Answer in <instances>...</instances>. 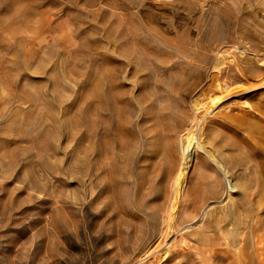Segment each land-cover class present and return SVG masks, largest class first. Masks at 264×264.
I'll list each match as a JSON object with an SVG mask.
<instances>
[{
    "label": "rangeland",
    "instance_id": "374dc122",
    "mask_svg": "<svg viewBox=\"0 0 264 264\" xmlns=\"http://www.w3.org/2000/svg\"><path fill=\"white\" fill-rule=\"evenodd\" d=\"M258 102L264 0H0V264H264Z\"/></svg>",
    "mask_w": 264,
    "mask_h": 264
},
{
    "label": "bare ground",
    "instance_id": "6f19581e",
    "mask_svg": "<svg viewBox=\"0 0 264 264\" xmlns=\"http://www.w3.org/2000/svg\"><path fill=\"white\" fill-rule=\"evenodd\" d=\"M236 47V46H235ZM261 59V58H260ZM222 61V59H221ZM261 61V60H260ZM223 62V61H222ZM204 64V63H203ZM221 64V63H219ZM218 64V65H219ZM198 65V64H197ZM194 66V64H193ZM235 66L236 70H238L239 74L238 76L241 77V79L244 77L242 73V70L240 67H237V64L233 65ZM239 77V78H240ZM211 78V77H210ZM245 79V78H244ZM243 79V80H244ZM217 80V79H216ZM246 80V79H245ZM190 81V80H189ZM192 81V80H191ZM242 81V80H241ZM248 81V80H247ZM188 83V82H187ZM211 83V82H210ZM193 86V85H192ZM191 86V87H192ZM195 86V85H194ZM197 86V85H196ZM214 86V84H213ZM215 86L218 88V90H222L221 92L223 93L224 90H225V87H223L222 85L220 86L219 83L216 82ZM214 86V87H215ZM198 87V86H197ZM215 87V88H216ZM211 89V88H210ZM242 90V89H241ZM214 91V90H213ZM230 91V90H229ZM203 92V91H202ZM206 92V91H205ZM211 92V91H210ZM189 93V92H188ZM225 93H227L225 91ZM223 95V94H221ZM191 96V95H190ZM206 96V95H204ZM208 96V95H207ZM222 97V96H221ZM201 98V97H200ZM203 99V98H202ZM205 99V98H204ZM207 100L210 102V106L218 103V100L217 97L215 98H212L211 97H208ZM181 101V100H180ZM187 100L185 98H183V106H187ZM190 101V100H189ZM196 99L192 100V102L190 103V108L193 109L194 113H195V116L197 115V111L200 110V112H205L207 109H206V104L207 103H204L205 100H203L202 102H199V107H195V103H196ZM206 101V102H208ZM215 101V102H214ZM220 101V100H219ZM178 103H181L182 104V101L181 102H178ZM213 103V104H212ZM179 105V104H178ZM208 105V106H209ZM215 105V106H216ZM245 105V104H244ZM182 106V105H181ZM214 107V106H213ZM240 109V108H239ZM240 113L242 114L241 117H239L240 119L239 120H236L234 121L233 123L235 124V126L244 131L248 136H250V138L254 141V139H256L257 141L259 142H262L264 144V112L263 111V104L261 102H258L256 103V105H254L253 107L251 108H248L246 106H243V108L240 109ZM240 115V114H239ZM252 118L254 119L256 122H250L248 119ZM242 126H244V129L242 128ZM237 129V130H238ZM240 132V131H239ZM243 134V132H241ZM182 144L184 146V149H185V159H184V163H183V167H182V174H181V177H180V180H179V184L178 186L180 187V184L182 185L184 179H185V170L188 166V162H189V157L190 155L192 154V150H193V145H192V142L191 140L189 139V137L186 135L184 137H182ZM257 153L258 154H264V148L263 149H259L257 150ZM258 171L256 170V181H255V184H254V188H253V191L248 194L247 196V200L249 201V204L251 206V208L253 210H256L258 209L259 211L255 214H253L252 217L248 218L246 217L244 222L241 224V227H239V230L241 232V236L240 238H235L234 240H232V242L230 243V245L232 247H239V251H243L247 248V234L243 233L242 232L244 231V229L247 227V222L248 220L250 219V222H251V225L249 227V231H248V234H251L250 236L252 237H255L257 238V235L260 231H263L264 232V227L260 224V213H262L264 211L263 209V205H264V166L263 164H260L258 166ZM260 174V176L258 177V175ZM263 177V178H261ZM248 218V219H247ZM209 231V230H208ZM262 233V232H261ZM260 233V234H261ZM259 234V235H260ZM258 235V236H259ZM207 238V237H206ZM205 238V239H206ZM264 238V237H263ZM211 239V238H210ZM203 240V239H202ZM207 240V239H206ZM255 240V239H254ZM262 241V240H261ZM202 242V241H201ZM207 242V241H205ZM215 245V244H214ZM251 245V244H250ZM201 247V245H200ZM208 248V247H207ZM250 250L248 251V254H247V260L249 262H252L254 259H253V254L256 252L257 253V256L258 255H261V252L263 251V247H261V243H260V240L256 239V241L254 242V246H251L249 248ZM239 253V252H238ZM242 254V252H241ZM239 255V254H238ZM242 256V255H241ZM240 256V257H241ZM255 256V255H254ZM242 258V257H241ZM264 259V258H263ZM245 262V261H244ZM255 262V261H254ZM245 264V263H243ZM255 264V263H253ZM257 264V263H256Z\"/></svg>",
    "mask_w": 264,
    "mask_h": 264
}]
</instances>
